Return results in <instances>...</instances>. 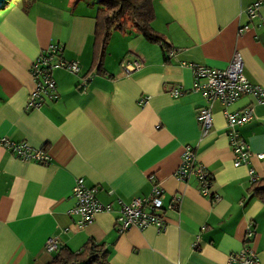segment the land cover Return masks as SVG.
Returning <instances> with one entry per match:
<instances>
[{
	"label": "crops",
	"instance_id": "0c3cea01",
	"mask_svg": "<svg viewBox=\"0 0 264 264\" xmlns=\"http://www.w3.org/2000/svg\"><path fill=\"white\" fill-rule=\"evenodd\" d=\"M96 1L0 5V137L48 156L46 162L21 159L0 145V264H46L55 252L43 248L51 236L72 250L91 237L106 247L109 264H223L243 247L264 264V201L248 176L251 167L257 179L264 177V156H257L264 151V104L246 93L227 106L253 107V117L235 125L250 153L233 165L222 103L212 102L210 131L200 136L197 110L205 103L192 88L191 66L224 68L238 53L244 75L264 86V0H152V27L167 49L133 28L116 29L103 70L93 58ZM50 45L61 47L53 62L76 61L78 69L54 66L56 91L29 106L30 67ZM134 59L139 65L125 72L122 66ZM172 85L181 93L169 92ZM187 144L209 172V193L193 175H175ZM77 178L110 204L84 224L71 209ZM156 185L163 227L118 229V199L149 196Z\"/></svg>",
	"mask_w": 264,
	"mask_h": 264
},
{
	"label": "built area",
	"instance_id": "2783aa9c",
	"mask_svg": "<svg viewBox=\"0 0 264 264\" xmlns=\"http://www.w3.org/2000/svg\"><path fill=\"white\" fill-rule=\"evenodd\" d=\"M257 3L247 8L249 14L253 15ZM61 47L57 45H50L47 52L39 54L38 57L33 60L30 67V73L35 78V87L29 94V106L38 105L41 101V96L48 94L53 95L56 91V85L52 79L51 69L54 66L59 65L72 71H77L78 63L72 60H65L57 58L56 62L51 60V56L59 52ZM171 51V50H170ZM172 52V51H171ZM241 56L238 53H234L229 60L226 67L213 68L203 65H191L193 70V89H198L204 96V105L197 110V116L200 123V136L207 135L210 131L212 122L211 110L212 102L217 101L224 105L222 112L226 117V124L229 127L228 140L230 142V150L234 154L233 165L245 162L249 155V149L247 143L237 136L235 125H241L247 122L248 119L253 117L252 106L246 105L239 111H230L227 109L229 103L233 99L239 96L249 93L253 95L256 101L264 104V86L251 82L248 77L243 73V64ZM139 60H133L132 63H125L122 66L125 72H129L130 68L137 67ZM169 92L174 96L180 94V87L178 85L170 86ZM148 95H143L139 98L138 103H144ZM0 145L7 149H12L13 152L19 158L23 159H36L40 162H46L48 160L47 153L42 149L30 148L25 144V141L17 142L11 138L0 137ZM195 147L186 145L181 153V160L179 161L177 168L175 169V175L178 179H184L186 175H193L201 182L199 189L203 193H209L207 186L210 183L209 172L197 159L195 154ZM258 157L264 156V151L257 153ZM253 168H249L248 176L252 181L257 179L253 172ZM73 195L76 197L75 205L71 208L73 212H77V222L84 224L92 219L96 212L103 210H110L109 203H102L95 196L96 187L84 184L82 179L77 178L74 183ZM162 189L159 185L154 186L151 189L150 195L146 197L137 196L131 201H124L118 199V213L115 220L118 224V229L123 230L127 226L139 227L140 229L153 224L156 229H161L165 223V218L162 217L163 205ZM171 206V205H170ZM252 234V227H248L245 234V239H248ZM57 239L53 236L48 238L43 248L47 251L56 250L58 243ZM258 254L251 247H243L240 250L231 252L227 255V259L223 264H260L258 260Z\"/></svg>",
	"mask_w": 264,
	"mask_h": 264
},
{
	"label": "trees",
	"instance_id": "16d2710c",
	"mask_svg": "<svg viewBox=\"0 0 264 264\" xmlns=\"http://www.w3.org/2000/svg\"><path fill=\"white\" fill-rule=\"evenodd\" d=\"M96 4L93 58L97 69L103 70L106 43L116 29L133 28L144 35L146 40L157 42L167 49L168 42L163 34L152 27L155 12L152 0H97ZM251 186L253 194L264 201V177L254 180ZM80 247L72 250L66 245H58L46 264H109L106 258L108 250L103 243H97L89 237Z\"/></svg>",
	"mask_w": 264,
	"mask_h": 264
},
{
	"label": "water",
	"instance_id": "95a60500",
	"mask_svg": "<svg viewBox=\"0 0 264 264\" xmlns=\"http://www.w3.org/2000/svg\"><path fill=\"white\" fill-rule=\"evenodd\" d=\"M5 0H0V5H2L4 3Z\"/></svg>",
	"mask_w": 264,
	"mask_h": 264
}]
</instances>
